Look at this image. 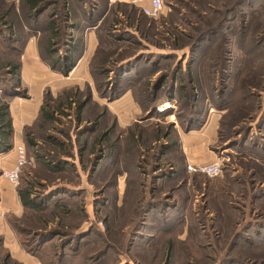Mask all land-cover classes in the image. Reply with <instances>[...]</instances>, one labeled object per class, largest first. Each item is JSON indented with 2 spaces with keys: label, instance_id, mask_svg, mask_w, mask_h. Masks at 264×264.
<instances>
[{
  "label": "rangeland",
  "instance_id": "rangeland-1",
  "mask_svg": "<svg viewBox=\"0 0 264 264\" xmlns=\"http://www.w3.org/2000/svg\"><path fill=\"white\" fill-rule=\"evenodd\" d=\"M163 1L148 17L132 0H70L69 32L99 44L78 85L43 92L75 93L54 124L25 125L36 146L18 187L34 177L44 209L0 211V264H264V0ZM12 81L0 70V99ZM211 113L214 178L171 149Z\"/></svg>",
  "mask_w": 264,
  "mask_h": 264
},
{
  "label": "trees",
  "instance_id": "trees-1",
  "mask_svg": "<svg viewBox=\"0 0 264 264\" xmlns=\"http://www.w3.org/2000/svg\"><path fill=\"white\" fill-rule=\"evenodd\" d=\"M84 3L86 2L84 1ZM92 5V8L96 7V4ZM69 6L70 0H19L17 4L0 0V46L4 44L9 51V57L0 62V70L13 78L10 91H4V98L0 99V154L12 148L13 126L9 102L15 96L27 97L26 89L21 87L20 69L22 66L21 57L29 39L38 31H44L45 35L38 38L40 55L51 69L63 74H68L73 69L82 51L83 41L73 38L69 32V29L78 27L77 22L73 20L74 17ZM45 14L46 19L42 24L40 19ZM71 20L74 23H71ZM91 60L92 64L94 57ZM189 76L188 83L194 84L190 87L194 89L197 80L194 75ZM62 95L53 98L50 91L46 90L36 119L42 130L47 131L58 119V112L64 111L65 107L75 101L73 98L75 93L72 91H63ZM29 130L28 126L23 128V142L25 147L32 149L36 146V142L31 137ZM48 137L52 136L47 135ZM171 147V149L179 148L177 138L171 142ZM33 157L39 161L43 160L45 164L52 161L51 154L46 151L35 152ZM49 167L50 170H55L53 167ZM34 180V177L25 179L23 186L17 188L24 209L31 210V212L44 209L41 203L39 204V197L35 195Z\"/></svg>",
  "mask_w": 264,
  "mask_h": 264
},
{
  "label": "crops",
  "instance_id": "crops-1",
  "mask_svg": "<svg viewBox=\"0 0 264 264\" xmlns=\"http://www.w3.org/2000/svg\"><path fill=\"white\" fill-rule=\"evenodd\" d=\"M122 1V0H121ZM127 1V0H124ZM134 0H132L133 3ZM134 4V3H133ZM143 4H147L144 1ZM137 6L136 4H134ZM138 7V6H137ZM139 8V7H138ZM83 39H81L82 51L75 63V66L68 74H63L59 71L53 70L50 66L43 61L38 46V36L33 35L22 54V66L20 69V81L21 85L27 89L28 97L20 98L19 96L13 97L9 102V110L12 118L13 126V141L12 148L14 145L23 142V127L31 124L39 114V109L43 102V92L49 88L53 94H58L61 90L71 87L74 84L80 82V75L89 74V60L92 58L95 50L98 47L99 40L98 36H95L93 31ZM86 81V80H85ZM84 83V82H83ZM124 95H127L124 93ZM122 95L120 98L111 102L108 105L111 112L113 111L115 103L120 99H126L123 105H130L131 100ZM214 113L208 114L205 122L197 129L184 131L179 135V151L186 160L193 163H204L211 162L216 159L214 152L211 150L209 144L213 140L218 120ZM8 150L5 153L0 154V170L8 169L13 165L14 152L13 149ZM254 166L259 171L261 176L264 174V159L261 162H254ZM255 171V170H254ZM255 173H257L255 171ZM232 178L234 176H231ZM4 181V182H2ZM0 177V211H21L24 209L17 190L12 189L8 186V182ZM260 182L264 183V179ZM259 201L264 200V189L259 190V194L256 195ZM5 223L4 213L0 212V224L3 226ZM25 256V255H24Z\"/></svg>",
  "mask_w": 264,
  "mask_h": 264
},
{
  "label": "built area",
  "instance_id": "built-area-1",
  "mask_svg": "<svg viewBox=\"0 0 264 264\" xmlns=\"http://www.w3.org/2000/svg\"><path fill=\"white\" fill-rule=\"evenodd\" d=\"M147 1V4H143ZM141 13L148 17H157L164 8L163 0H134ZM14 162L8 169H2L0 177L7 181L13 188H17L20 185V176L22 170L27 163L26 147L23 142L13 146ZM186 171L190 174H202L209 178H214L222 173V164L219 159H215L211 162L193 163L186 160Z\"/></svg>",
  "mask_w": 264,
  "mask_h": 264
}]
</instances>
